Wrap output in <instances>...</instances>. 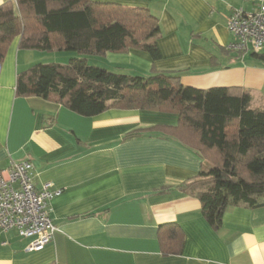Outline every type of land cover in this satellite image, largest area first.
I'll list each match as a JSON object with an SVG mask.
<instances>
[{"label": "crops", "instance_id": "crops-1", "mask_svg": "<svg viewBox=\"0 0 264 264\" xmlns=\"http://www.w3.org/2000/svg\"><path fill=\"white\" fill-rule=\"evenodd\" d=\"M95 1L147 7L159 21L160 58L153 61L138 49L107 52L115 68L132 65L126 70L138 75L173 72L183 85L199 89L238 86L251 94L254 107L264 105V48L256 57L227 49L230 11L251 10L253 3ZM37 52L20 48L16 36L0 61V172L29 161L37 187L49 182L61 189L50 201L57 230L38 251H27L30 238L14 230L1 233L0 264H264V206H228L219 228L211 227L194 195L209 185L210 178L197 174L210 163L149 129L176 125V114L110 108L87 117L53 100L16 96V75L39 62ZM137 129L138 135L125 138ZM167 223L183 231L178 254L161 252L157 237Z\"/></svg>", "mask_w": 264, "mask_h": 264}, {"label": "trees", "instance_id": "trees-1", "mask_svg": "<svg viewBox=\"0 0 264 264\" xmlns=\"http://www.w3.org/2000/svg\"><path fill=\"white\" fill-rule=\"evenodd\" d=\"M159 33L158 18L147 7L95 0H8L0 5V61L16 36L23 49L83 56L63 64L35 63L18 72L15 95L53 100L87 117L110 108L176 114V125L149 129L176 138L210 163L197 174L210 183L194 195L202 216L217 229L228 206H264V105L251 106V94L238 86L199 89L183 85L173 72L131 75L90 65L84 58L138 49L155 61L160 58ZM157 239L163 254L182 250L183 231L175 223L161 225Z\"/></svg>", "mask_w": 264, "mask_h": 264}, {"label": "built area", "instance_id": "built-area-1", "mask_svg": "<svg viewBox=\"0 0 264 264\" xmlns=\"http://www.w3.org/2000/svg\"><path fill=\"white\" fill-rule=\"evenodd\" d=\"M246 1L253 3L252 9L233 8L225 23L233 37L227 49L240 54L264 48V3ZM60 192L49 182L35 185L31 162H12L0 172V235L14 230L18 236L30 238L27 251L41 250L57 230L50 219V201Z\"/></svg>", "mask_w": 264, "mask_h": 264}, {"label": "rangeland", "instance_id": "rangeland-1", "mask_svg": "<svg viewBox=\"0 0 264 264\" xmlns=\"http://www.w3.org/2000/svg\"><path fill=\"white\" fill-rule=\"evenodd\" d=\"M39 51V50H37ZM37 60L39 62L37 63H42V61H49V62H57V63H66L70 58L75 56V58H82L83 56H80L76 54L75 52L71 51H58V50H53V51H40L37 52ZM248 53V52H247ZM248 60H252V56L249 54H246ZM84 58L87 60L88 64L90 65H95L100 68H103L105 70H110V71H118L119 72H125V74H131V75H138L140 74L139 72L135 73L133 71L129 72L126 70L127 68H130L132 65H126L123 64L124 67L115 68V65L111 62L110 58L105 57V56H84ZM41 60V61H40ZM45 63V62H44ZM256 104L252 103L251 106H255ZM259 106V105H258Z\"/></svg>", "mask_w": 264, "mask_h": 264}]
</instances>
